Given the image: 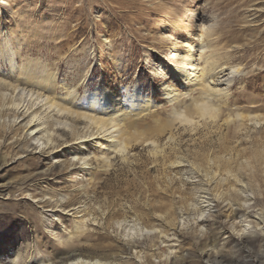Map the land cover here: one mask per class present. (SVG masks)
I'll return each mask as SVG.
<instances>
[{
	"label": "rangeland",
	"instance_id": "374dc122",
	"mask_svg": "<svg viewBox=\"0 0 264 264\" xmlns=\"http://www.w3.org/2000/svg\"><path fill=\"white\" fill-rule=\"evenodd\" d=\"M0 7V37L9 35L17 56L45 62L66 84L78 85V99L84 88L99 95L106 88L121 96L126 88L130 93L136 88L158 104L154 114L161 120L168 109L158 91L161 80L150 70L158 61L168 62L171 45L161 43V35L182 42L189 38L192 12L204 14L216 23L219 60L240 67L228 106L264 109V0H7ZM137 123L145 135L153 128L149 116ZM263 131L264 125L254 126L248 136L257 140ZM56 132L59 145L73 139L68 130ZM225 134L230 132L222 129ZM218 139L217 133L209 137L203 129L179 127L173 144L158 142L165 147L163 156L135 141L107 166L91 147L84 171L62 151L34 154L35 145L18 142L7 127L0 129V263L27 245V258L75 252L106 264H264L263 253L260 261L255 259L256 249L224 243L222 230L231 229L230 209L224 205L203 215L215 222L209 246L219 254L209 262L199 257L208 223L200 234L193 222L201 214L197 197L209 187L207 174L192 171L188 163L196 166L209 149L216 150ZM28 195L45 205L36 206ZM58 199L64 210L50 217L51 200ZM75 207L83 208L86 220L79 235L74 228L79 219L68 211ZM175 221L178 228L172 230ZM67 233L74 236L62 245Z\"/></svg>",
	"mask_w": 264,
	"mask_h": 264
},
{
	"label": "bare ground",
	"instance_id": "6f19581e",
	"mask_svg": "<svg viewBox=\"0 0 264 264\" xmlns=\"http://www.w3.org/2000/svg\"><path fill=\"white\" fill-rule=\"evenodd\" d=\"M6 3L7 0H0L1 5ZM190 19L188 39L178 42L175 36L161 35L160 42H169L171 45L167 54L168 62H155L150 69L153 76L161 80L158 91L162 103L168 109L163 120L154 114L158 104L147 96H141L136 88L131 93L126 88L125 96L106 88L100 95L96 90L87 92L84 88L83 97L78 99V85L72 87L66 84L58 71L50 70L45 62L17 56L10 45L9 35L2 34L0 129L7 127L12 138L18 142L35 145L38 151L34 154L62 151L63 156L70 157L84 171L89 169L91 158L88 151L91 147L97 149L98 159L107 166L112 158L124 154L135 141L149 144L155 154L163 156V146L175 142L179 127L193 132L203 129L209 137L217 133V149L211 148L207 153L204 152L196 166L188 163L192 171L197 172L196 169L200 168L207 174L206 185L209 187L208 191H202V195L197 197L201 214L193 222L200 234L204 232L203 224L208 223L199 257L209 262L219 254V249L209 246V231L215 222L204 220L203 215L224 205V208L230 209L226 219L231 221L230 231L222 230L226 240L224 243L230 244L231 241L242 251L246 248L256 249L255 259L258 262L264 254V131L257 140L251 139L248 132L254 126L264 125V109L241 111L228 106L229 91L234 77L240 73V67L219 60L214 44L218 40L214 33L216 23L212 19L201 13L194 14V11ZM167 26L168 23H165V28ZM86 79L87 73L80 83ZM146 116L153 123V128L146 133L151 138L146 137L145 129L139 131L137 128V120ZM79 123L83 124L82 128ZM80 128L81 133H78ZM57 129L68 130L73 139L59 145ZM222 129L230 132V135H221ZM160 141H164L161 147L158 146ZM214 186H218L220 191L215 192ZM28 198L36 206L45 205L43 200L36 197L28 195ZM51 202L54 207L49 210L50 217L64 210L62 199ZM80 208L68 210L72 211L73 218L76 216L79 219L74 222L78 235L84 229L82 224L86 223L82 215L83 208ZM213 217L212 221L216 216ZM45 222L48 225L51 220L46 218ZM178 224H171V229L176 230ZM70 234L67 233L60 241L62 245L70 243L74 236ZM125 245L124 251L128 248ZM172 252L171 249L170 254ZM0 264L106 263L96 258L80 257L75 252H64L54 259L44 256L27 258V245H24L13 257Z\"/></svg>",
	"mask_w": 264,
	"mask_h": 264
}]
</instances>
